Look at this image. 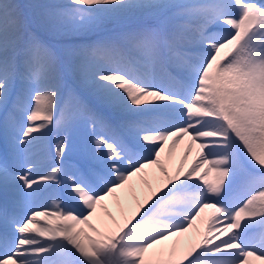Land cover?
I'll return each mask as SVG.
<instances>
[{
	"label": "snow or ice",
	"instance_id": "6c2138e0",
	"mask_svg": "<svg viewBox=\"0 0 264 264\" xmlns=\"http://www.w3.org/2000/svg\"><path fill=\"white\" fill-rule=\"evenodd\" d=\"M222 25L230 27L213 30ZM158 70L166 79L157 83ZM81 122L94 147L65 164ZM49 126L66 135L55 166L35 177V134ZM182 136L200 141V158L169 177L161 153ZM201 161L217 177L204 188L192 180ZM152 165L165 182L117 222L104 199ZM237 175L244 181L232 194ZM61 178L83 209L37 208L42 182ZM97 206L111 224L92 223ZM209 208L195 244L163 246ZM254 227L258 242L245 238ZM250 258L264 264V0H0V264Z\"/></svg>",
	"mask_w": 264,
	"mask_h": 264
},
{
	"label": "bare ground",
	"instance_id": "6f19581e",
	"mask_svg": "<svg viewBox=\"0 0 264 264\" xmlns=\"http://www.w3.org/2000/svg\"><path fill=\"white\" fill-rule=\"evenodd\" d=\"M14 2L16 3V0H14ZM33 2H35V0H31V1L26 0V2H25V0H22L23 5H26V3L29 4V3H33ZM238 14H239V10L234 9L233 15L238 16ZM224 26L226 28L230 27L227 25H224ZM213 30L222 32V30L220 28L219 29H213ZM161 78H165L164 73L162 71L158 70L157 83L160 81ZM68 100H69V90H68V88H62L61 89V106L62 107L65 106V102ZM157 103H160V102H157ZM57 114L59 115V111L57 112ZM82 124L86 125L84 123H82ZM87 138H93V135L88 134ZM50 141H51V139H50ZM199 142L200 141L193 143L189 136H182L181 138H179L177 140L176 144L171 148V150H169L167 145L165 146L164 152L161 153L160 164L164 167V169L167 172V175L169 177L174 178L177 171H179L181 174L183 172L187 171L192 166L193 162L200 158L201 150L197 146ZM91 147H94V145L92 143H91ZM36 150H37V152L34 151L33 153L32 152L30 153V159H31L33 164H35L36 161H41L38 165L36 164L38 167L39 166L42 167L45 165L44 163H47L48 168L46 170L42 171V173L39 176L47 175L50 172L51 168L54 167L56 164L55 151L51 150V152L49 151L50 153L47 152L48 157H46L43 155V154H45L44 151H43V153H40L39 148L38 149L36 148ZM41 152H42V150H41ZM81 157H82V155L72 156L73 160L70 159V157H68V158H64V161H65V164H74ZM208 158L213 159L214 157L210 156ZM165 163H167V165H164ZM200 165L204 166L207 164L204 163L203 161H201ZM200 165L198 166L197 171H199ZM209 169H210V167H209ZM199 173L196 172V174L193 176L192 180L195 183L199 184L202 188L205 187V185L203 183L204 180H207L209 183H215V181H216V177H215L216 175L215 174H214L215 176L213 175L209 178L210 172L207 173L205 171H202L201 174H199ZM205 175H208V176H205ZM200 176H202L203 179H197V177H200ZM181 178H183V176H181ZM61 179L63 180V178H61ZM165 179H166L165 175L159 171V167L157 165H152L150 167H146L141 173L134 175L124 187L118 189L113 195L106 197L104 199L103 204L105 206L106 211L108 213H111V215L115 218V220L117 222H122V220L125 217H127L128 215H131V213L135 210L137 204L143 202L144 199L147 197V195L151 191L155 190L159 186H162V184L165 182ZM243 181H244V177L241 175H237L232 180L230 190L237 191L239 189L237 187V185H239V184L242 185ZM190 182H192V181H190ZM226 182H227V178H226ZM94 187H96V189L99 191L102 186L94 185ZM47 192L52 193V195H53L52 199H50V200L46 199ZM68 193H69V185H68L66 180H63V182L60 184L42 182V192L36 198L35 206L37 208L43 209V208H48L50 205L53 204L54 201H63V204L65 207L74 208L77 211L83 209L82 203H78L75 200H71L69 198ZM213 212H214V210L211 208L205 209V211L203 213H201V216L198 219L202 222V221H204L203 217L205 216V222H206L205 225L207 226L208 219L210 217H212ZM97 218H101L104 220L105 223L111 224V221L105 215V211L102 210L99 206H97L96 216H94L92 218V223L95 224L97 227H101ZM192 228L189 229L188 232H191ZM196 231H199V234L194 235L195 233L194 234L191 233L193 235L189 239H188L187 235L184 234L185 239L188 240V242L191 244H193L194 239L198 241V239H200L204 233V232H202L203 230L202 231L196 230ZM177 237H179V236H177ZM184 237L180 236L179 241L176 244H173L174 242L173 243L171 242V240L173 239V238H171L170 240L165 241L163 246L167 247V248H172V247L178 245L179 251L183 252L184 250H186L188 248V247L186 248L184 245V242H185ZM191 244H189V245H191ZM250 264H262V262L257 261V260H252L250 258Z\"/></svg>",
	"mask_w": 264,
	"mask_h": 264
},
{
	"label": "rangeland",
	"instance_id": "374dc122",
	"mask_svg": "<svg viewBox=\"0 0 264 264\" xmlns=\"http://www.w3.org/2000/svg\"><path fill=\"white\" fill-rule=\"evenodd\" d=\"M27 1H31V0H27ZM26 2V0H25ZM16 3L18 4H22V0H16ZM28 3H26L27 5ZM59 111V110H58ZM47 131V132H46ZM46 132V133H45ZM48 133V134H47ZM45 134V135H44ZM88 134H92V129L89 128L87 125H83L82 123H78L77 125H75L71 131V136L69 138V141H68V151L65 153V156L64 158H68L70 157V159L73 160L72 156H78V155H83L85 149L91 147V143H92V138H87V135ZM35 135H39L40 138L35 142V144L32 146V153L34 151L37 152L36 148L38 149L39 148V151L40 153H43V151L45 152V154H43L44 156L48 157L47 156V152H51V150L55 151L56 153V145L59 141V139H61L62 137H64L66 135V132L63 128H55V127H52V126H49L47 129L43 130L42 133H37ZM49 136V137H48ZM46 139H45V138ZM49 139V140H48ZM51 139V141H50ZM44 145V146H43ZM46 149V150H45ZM187 149V148H186ZM42 150V152H41ZM49 152V153H50ZM52 155V154H51ZM41 158V157H40ZM210 159V158H209ZM38 162V163H37ZM41 161H36L35 162V171L33 170L32 172V175L35 176V177H38L42 171L46 170L48 168V164L47 163H44L45 165L44 166H37ZM37 164V165H36ZM164 165H167V163H165ZM208 169H207V168ZM210 167V169H209ZM40 170V171H39ZM212 168L210 165H200V168H199V171H197L199 174H201L202 171H205L207 173H209V178L211 176H213L214 174L216 175L215 171H211ZM213 173V174H212ZM214 175V176H215ZM205 176H208V175H205ZM216 177V176H215ZM217 178V177H216ZM241 185V184H239ZM231 193V192H230ZM53 195L52 193L50 192H47V195H46V199L50 200L52 199ZM203 220L204 221H200L199 219L196 220V222H194L193 224V228H192V231L191 232H187L185 233L188 237V239L194 234V235H198L199 234V231H196V230H203L202 232L205 231L206 229V222H205V216L203 217ZM196 224V225H195ZM195 226V227H194ZM198 227V228H197ZM220 227H222V225H220ZM252 229V228H251ZM251 229H249V231L247 232L246 234V239L250 240V241H254V242H258L259 239H260V229L258 227H254L253 228V231H250ZM255 231V232H254ZM193 233V234H191ZM189 234V235H188ZM257 234V235H256ZM184 237V234L182 235ZM180 237V236H179ZM179 237H173V239L171 240V242L173 244H176L178 243L179 241ZM185 239V237H184ZM199 240V239H198ZM197 242V240L194 239V242L193 244H195ZM191 243L188 242V240L185 239V242H184V245L185 247H189L191 245H189Z\"/></svg>",
	"mask_w": 264,
	"mask_h": 264
}]
</instances>
